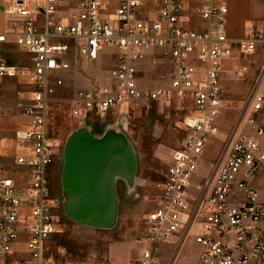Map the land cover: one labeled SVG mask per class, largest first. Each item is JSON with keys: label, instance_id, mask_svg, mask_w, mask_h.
<instances>
[{"label": "built area", "instance_id": "2783aa9c", "mask_svg": "<svg viewBox=\"0 0 264 264\" xmlns=\"http://www.w3.org/2000/svg\"><path fill=\"white\" fill-rule=\"evenodd\" d=\"M21 19L0 33L1 83L24 76L32 86L26 122L6 133L0 121V264H127L111 259L72 261L54 235L62 232L61 200L48 184L58 155L48 137L47 109L58 72L70 68L65 54L76 48L88 60L104 48L118 52L111 83L78 90L71 99L74 117L102 115L127 100L168 101L188 92L192 113L173 151L146 216V231L133 263L161 264L159 248L172 245L174 264L191 237L198 246L192 264H264V62L243 117L209 176H200L206 147L219 132L224 60L264 43V17L248 22L243 35L227 33V0H9ZM203 21L201 26L192 20ZM152 11V13H151ZM11 36L31 54V66L13 64L1 53ZM169 59V82L145 88L139 64L147 50ZM113 77V78H112ZM198 180V181H197ZM199 193L193 196L191 193Z\"/></svg>", "mask_w": 264, "mask_h": 264}, {"label": "rangeland", "instance_id": "374dc122", "mask_svg": "<svg viewBox=\"0 0 264 264\" xmlns=\"http://www.w3.org/2000/svg\"><path fill=\"white\" fill-rule=\"evenodd\" d=\"M253 3V10L244 16L241 23L239 18L244 14V8L240 6L233 11L236 0L228 1L231 12L227 15V33L232 40L243 35L248 22H257L264 17V0H254ZM186 13H190L192 20L203 26V21L196 19L193 11L188 10ZM65 58L70 68L58 72L63 85L56 88L47 109L48 137L55 145L58 143L56 164L53 170L49 167L48 173V184L55 188L53 194L62 200L63 149L70 134L80 126L86 125L94 136L114 130L128 137L135 150L137 167L131 190L122 180H117L120 201L117 221L112 228L100 230L86 227L62 215V232L57 236L56 243L64 247L65 258L72 261L113 259L133 263L140 249L138 242L147 227L145 217L153 208L155 182L162 178L173 151L181 145L187 134L183 122L193 110L191 97L188 92H183L174 93L162 103L131 99L117 104L106 114L74 117L70 113L71 99L78 90L115 84V79L110 81V70L118 62V52L114 48L104 47L97 59L88 60L74 48L66 52ZM263 62L264 43H258L256 49L248 53L234 50L224 60L219 132L205 149L200 176H209L222 158L254 92ZM137 67L142 87L154 88L169 82V59L160 49L147 50ZM2 81L4 102L1 104L0 121L7 131L6 142L9 143L12 130L26 122L22 110L30 104L29 91L32 86L27 84L24 76ZM263 87L264 78L259 89ZM141 177L144 178L142 182ZM191 193L196 196L199 192L193 190ZM172 247L168 244L160 246L161 264H170L174 259L175 249ZM197 253V244L189 237L179 250L174 264H192Z\"/></svg>", "mask_w": 264, "mask_h": 264}, {"label": "water", "instance_id": "95a60500", "mask_svg": "<svg viewBox=\"0 0 264 264\" xmlns=\"http://www.w3.org/2000/svg\"><path fill=\"white\" fill-rule=\"evenodd\" d=\"M136 167L135 150L128 137L114 130L94 136L86 125L80 126L63 149L62 214L90 228H112L119 206L117 180L131 190Z\"/></svg>", "mask_w": 264, "mask_h": 264}, {"label": "crops", "instance_id": "0c3cea01", "mask_svg": "<svg viewBox=\"0 0 264 264\" xmlns=\"http://www.w3.org/2000/svg\"><path fill=\"white\" fill-rule=\"evenodd\" d=\"M228 1L229 0H227V2ZM253 1L254 0H236V5L232 6L233 11H236L237 8H241V7L244 8L245 12H244V14L240 15V18H239L241 23H242V20H244V16H246V14H248L250 10L251 11L253 10V4H254ZM9 7H10L9 0H0V33L10 31L11 27L21 19ZM229 10H230L229 11V13H230L231 12V6L230 5H229ZM1 51H2L1 52L2 55L6 58V60L8 62L13 63V64H18V65H23L25 67L31 66V61H32L31 54H29L23 48L19 47L14 42V39L11 36H9V38L7 39L6 42L2 43ZM6 78H11V77H6ZM6 78H4V79H6ZM110 81H111V79H110ZM2 83H3V81H2ZM1 91H2V86H1ZM30 91H29V97H30ZM2 101L4 102V99H2ZM22 116L25 117L24 114H22ZM6 132L7 131L5 130V133ZM142 181H144L143 177H141V179H140V182H142ZM118 197H119V194H118ZM119 201H120V199H119ZM146 228H145V231H146ZM145 231L143 232V234L145 233ZM197 250H198V246H197ZM111 260H113V259H111Z\"/></svg>", "mask_w": 264, "mask_h": 264}, {"label": "flooded vegetation", "instance_id": "af4514ba", "mask_svg": "<svg viewBox=\"0 0 264 264\" xmlns=\"http://www.w3.org/2000/svg\"><path fill=\"white\" fill-rule=\"evenodd\" d=\"M55 164H56V162H55V160L50 164V169L52 168V170H53V168L55 167ZM51 188V191L52 192H54L55 191V188H54V186H52V187H50Z\"/></svg>", "mask_w": 264, "mask_h": 264}, {"label": "trees", "instance_id": "16d2710c", "mask_svg": "<svg viewBox=\"0 0 264 264\" xmlns=\"http://www.w3.org/2000/svg\"><path fill=\"white\" fill-rule=\"evenodd\" d=\"M59 234H56V235H54V240L56 241V242H58V240H57V236H58Z\"/></svg>", "mask_w": 264, "mask_h": 264}]
</instances>
